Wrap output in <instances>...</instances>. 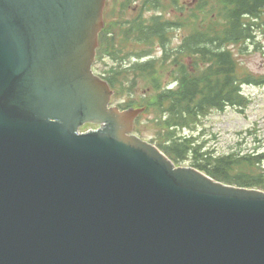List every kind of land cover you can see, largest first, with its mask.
<instances>
[{
    "label": "water",
    "instance_id": "1",
    "mask_svg": "<svg viewBox=\"0 0 264 264\" xmlns=\"http://www.w3.org/2000/svg\"><path fill=\"white\" fill-rule=\"evenodd\" d=\"M103 3L0 0V264H264V192L175 167L137 111L106 110Z\"/></svg>",
    "mask_w": 264,
    "mask_h": 264
},
{
    "label": "trees",
    "instance_id": "2",
    "mask_svg": "<svg viewBox=\"0 0 264 264\" xmlns=\"http://www.w3.org/2000/svg\"><path fill=\"white\" fill-rule=\"evenodd\" d=\"M179 6L173 3L175 12L186 13L177 17L138 14L132 19L127 17L128 7H123L116 33L107 25L99 36L98 60L106 65V59H113L117 66L103 76L113 87L122 83L134 87L138 79L144 83L147 93L141 101L160 124L157 145L174 162L192 156L196 161L192 165L215 179L264 189L257 156L233 151L203 156L193 137L175 133L196 124L207 110L242 109L249 103L243 86L264 83V74H254L235 54L247 53L246 43L254 44L256 31L264 30V0H195L192 8ZM175 36L179 42L173 47ZM157 40L160 55L154 50ZM141 43L149 48L137 47ZM147 55L151 57L140 61ZM169 82H175L171 89Z\"/></svg>",
    "mask_w": 264,
    "mask_h": 264
},
{
    "label": "rangeland",
    "instance_id": "3",
    "mask_svg": "<svg viewBox=\"0 0 264 264\" xmlns=\"http://www.w3.org/2000/svg\"><path fill=\"white\" fill-rule=\"evenodd\" d=\"M182 2L189 6L194 4V0H182ZM256 42V48L251 45L247 53L238 57L249 70L262 73L264 72V30L256 35ZM144 89L142 83L135 90L124 86V91L116 98L117 102L126 105L128 101L141 96ZM244 93L248 96L249 103L242 109L227 107L223 111L209 110L202 114L190 129L177 130V136H193V141L201 144L203 148L215 150V154L232 150L252 152L260 155L257 160L264 165V85L246 86ZM88 128L94 127L88 126L81 130ZM154 128L152 114L145 111L135 121L133 132L157 143Z\"/></svg>",
    "mask_w": 264,
    "mask_h": 264
}]
</instances>
